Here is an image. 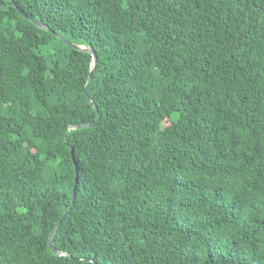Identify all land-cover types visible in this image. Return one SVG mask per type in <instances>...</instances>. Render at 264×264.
<instances>
[{"label":"trees","instance_id":"trees-1","mask_svg":"<svg viewBox=\"0 0 264 264\" xmlns=\"http://www.w3.org/2000/svg\"><path fill=\"white\" fill-rule=\"evenodd\" d=\"M0 264H264V0H0Z\"/></svg>","mask_w":264,"mask_h":264},{"label":"water","instance_id":"water-1","mask_svg":"<svg viewBox=\"0 0 264 264\" xmlns=\"http://www.w3.org/2000/svg\"><path fill=\"white\" fill-rule=\"evenodd\" d=\"M38 24H39L41 27H43L44 29H47V30L50 29L47 25H44V24H41V23H38ZM53 34L56 35L57 37H59L60 39H62L63 41H65L66 43H69L72 47H74V48H76V49H79V50H82V51H86V52H90V53H92V54H93V61H94V64L96 63L97 55H96L95 51H94L91 47H86V46H82V45H79V44L71 43V42L67 41L66 39L62 38V37L60 36V34L57 33V32H54V31H53ZM93 68H94V67H93ZM91 78H92V71H91V73H90V75H89V78H88L87 84H86V86H85V88H84V92H85V93H87V85L89 84ZM88 99H89V101L92 100L91 97H88ZM95 108L97 109L96 106H95ZM99 117H100V113H98V115H97V119H98ZM94 123H95V122L90 123V124H81V125H78V124H70L69 128L84 127V126L93 125ZM75 195H76V192H75V190H74V191H73L72 198H71V203H70L69 209H68V211L65 213V215H64L63 217H65V216L69 213V211L72 209V206H73L74 201H75ZM63 217L60 218V219L58 220V222H57V224H56V226H55V228H54L53 232L51 233V235H50V237H49V240H48L51 249L53 250L54 253H56V254H58V255H61V252H60L57 248H55V246L53 245V237H54L55 233L57 232V230H58V228H59V226H60V224H61V222H62Z\"/></svg>","mask_w":264,"mask_h":264}]
</instances>
